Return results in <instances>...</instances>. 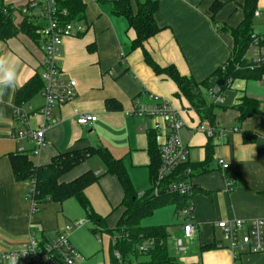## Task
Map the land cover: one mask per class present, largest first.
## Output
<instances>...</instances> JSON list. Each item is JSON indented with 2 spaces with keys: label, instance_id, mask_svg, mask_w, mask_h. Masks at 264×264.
Listing matches in <instances>:
<instances>
[{
  "label": "crops",
  "instance_id": "1",
  "mask_svg": "<svg viewBox=\"0 0 264 264\" xmlns=\"http://www.w3.org/2000/svg\"><path fill=\"white\" fill-rule=\"evenodd\" d=\"M29 1L1 0L2 4L15 9ZM215 1L222 7L212 16L210 6ZM113 2L80 0L83 10L74 21L83 24L86 31L62 41L59 64L62 77L76 84L75 97L66 105L52 107L51 120L45 124L46 145L35 155L31 153L32 139L16 142L12 137L25 129L14 115L16 93L40 70V39L33 41L19 34L0 41V251L20 250L30 234L37 238L51 236L85 218L84 211L74 200L34 207L26 198L29 183L16 182L13 178L9 155L23 149L33 165L43 166L59 153L100 146L122 162L134 191L141 193L150 186L151 140L144 131L146 121L135 118L130 112L135 102L149 105L152 98L157 97L167 101L185 123L180 138L187 151L184 169L190 170L186 181L191 187L188 202L193 208L195 225L192 238L182 240L183 249H178L175 243L174 251L168 254L178 264H232L231 253L214 223L241 219L248 225L252 219L264 220V77L262 80H229L221 91L220 103L215 102L202 83L230 59L233 39L229 30L243 20L239 8L242 0H157L153 20L158 32L143 43V50L157 67H173L181 77L197 85L192 100L179 92L166 74L155 73L146 64L141 49L132 47L134 33L128 29L125 19L115 14ZM256 13L253 35L264 36L260 27L264 25L260 22L261 17L264 18V0L257 1ZM14 17L22 19L18 15ZM244 58L248 63L264 65V44L254 48L251 43ZM8 69L15 72V83L11 87H5L2 82L3 73ZM38 94L43 105V97ZM246 98L258 103L256 107L249 106L255 108V112L239 109ZM29 101L21 106L29 113L28 124L33 130L44 124L38 112L42 105L33 109ZM108 101L113 108H107ZM205 110L210 113L211 123L204 116ZM74 111L94 115L96 121L79 126L75 123ZM199 123L237 131L230 132L222 141L208 139L195 130ZM153 141L155 144L154 137ZM93 158L75 167L63 180L68 182L87 170L103 173L97 184L113 211L111 216H101L92 210L112 229L121 215L122 190L115 177L105 175V167L100 162L101 172V165L94 163ZM218 159H224L229 169L221 171L216 164ZM226 179L234 181L231 190L227 189ZM86 192L87 189L84 191L87 199ZM166 207L173 208L176 219L175 206ZM89 225L69 235V244L78 254L74 263L110 264L109 254L100 253L94 247V242H98ZM170 233L175 239H182L181 224L172 227ZM105 236L111 244L110 236ZM237 264H264V251L245 252Z\"/></svg>",
  "mask_w": 264,
  "mask_h": 264
},
{
  "label": "trees",
  "instance_id": "2",
  "mask_svg": "<svg viewBox=\"0 0 264 264\" xmlns=\"http://www.w3.org/2000/svg\"><path fill=\"white\" fill-rule=\"evenodd\" d=\"M257 1L242 0L239 8L243 14V20L235 29L229 30L233 39L230 59L222 69H218L202 83L207 89L211 86H217L216 82L219 80L223 82V85L217 87L222 91L229 80L232 81L237 78L263 79L264 65H256L253 62L248 63L244 58L252 43V25L254 13L257 10ZM61 3L69 9L72 19L78 18V15L83 10L80 0H62ZM112 4L115 14L123 17L128 29L133 31L132 47L142 50L146 64L155 73L166 74L177 86L179 92L192 100L196 96L197 85L191 80L181 77L173 67L164 69L157 67L143 50V43L158 32L153 20V15L157 9V0H120ZM133 5L135 6V11H133ZM5 6L11 7L10 5L2 4L0 0V41L15 38L19 34L25 35L33 41L39 38L38 27L33 22H28L25 19L16 20L12 14L2 13V9ZM221 7L222 4L220 2H213L210 6L211 15H215ZM42 88L43 84L39 74L36 73L22 88L17 90L15 107L28 102ZM252 105L256 107L258 103L246 98L239 106V109L255 112V108H249ZM106 106L109 109L113 108L111 101H108ZM204 116L208 119L211 117L207 110L204 111ZM243 117L244 114H241L240 118ZM209 122L211 123V119H209ZM148 135H150L151 140L148 168L150 186L149 189L143 192L142 197H138V193L134 191L122 162L114 159L106 149L100 146H87L59 153L52 157L48 164L43 166L33 165L29 160L30 155L18 151L9 155L12 175L16 182L33 183V191L30 192L28 190L26 198L34 202L35 205H44L51 202L62 204L67 200H74L84 211L86 220L83 221H87L90 224V232L96 235L101 231L110 236V264H178L168 254L166 228L159 226L145 230L140 226V220L151 216L159 208L173 205L175 206V213H177L178 210L187 204L189 198V196H180L163 191L157 196L152 195V184H154L156 178L159 157L153 141L154 134L148 133ZM93 157L98 158L103 164L105 175L108 174L115 177L122 190V200L119 206L121 215L112 229L107 228L104 218L93 212L84 195V191L89 186L97 184L102 175L87 170L68 182L63 180V177L71 170L83 164L88 158ZM184 168V165L180 166L169 177L167 182L185 179ZM147 240L153 241L152 248L146 252L140 251L139 248ZM115 252L119 254L118 259L114 256Z\"/></svg>",
  "mask_w": 264,
  "mask_h": 264
},
{
  "label": "built area",
  "instance_id": "3",
  "mask_svg": "<svg viewBox=\"0 0 264 264\" xmlns=\"http://www.w3.org/2000/svg\"><path fill=\"white\" fill-rule=\"evenodd\" d=\"M61 1L31 0L19 9L6 6L2 9V13L18 15L28 22H33L38 27L39 51L42 55L38 74L43 84L40 91L43 97V105L38 112L44 124L32 130L28 124L29 113L25 112L22 106L14 107V115L22 121L25 129L15 133L12 137L16 142L32 139L34 141V148L31 152L33 155L46 145L45 124L51 120L52 107L66 105L72 102L75 97V82L64 79L59 67L62 56L61 47L64 39L84 34L86 27L71 18L69 9L62 5ZM254 15L257 16L258 14L255 12ZM251 39L254 48H257L259 44H264V36L252 34ZM208 93L214 97L216 103L221 102V91L217 86L209 87ZM130 114L146 121L144 131L154 134L159 165L154 184H152V195L157 196L163 191L180 196H189L191 187L186 181V177L190 174L189 169L183 171L185 179L167 182L169 177L187 161V151L180 138V131L185 123L178 112L167 101L153 97L152 104L149 105H141L135 102ZM74 116L75 123L82 127L91 125L96 121L94 115L87 113L74 111ZM195 130L204 134L208 139L220 141L224 140L230 132L237 131V129L232 128H217L208 123H199ZM20 152L24 153L23 149ZM216 164L221 171L229 169V164L224 159H218ZM226 186L228 190H231L234 187V181L226 179ZM33 187V183L30 182V192L33 191ZM142 195L141 192L137 196L142 197ZM32 203L35 207V203ZM176 219L182 227V239L177 240L176 247L183 249L182 240H190L195 232L193 208L189 202L178 210ZM85 223L87 221H74L66 225L61 232H56L47 237L37 238L30 234L22 249L0 251V264H10L11 257L16 258V264H75L74 261L78 258V254L71 248L68 238L73 230L81 228ZM214 227L221 232L226 242V248L231 253L232 264H237L238 258L245 252L259 254L264 251L263 219H252L248 225L241 219L217 221L214 223ZM152 246L153 241L147 240L139 250L146 252ZM114 256L119 258L117 252L114 253Z\"/></svg>",
  "mask_w": 264,
  "mask_h": 264
},
{
  "label": "rangeland",
  "instance_id": "4",
  "mask_svg": "<svg viewBox=\"0 0 264 264\" xmlns=\"http://www.w3.org/2000/svg\"><path fill=\"white\" fill-rule=\"evenodd\" d=\"M260 22H264V18L261 17ZM260 27L262 28L261 31L264 32V25H261ZM29 102H30L29 105L32 106L33 109L38 107L40 104L42 105V99L38 93L35 96H33ZM26 108H28V107H26ZM92 161H94V163H96V164L101 165L100 161L96 158H93ZM102 167L103 166L101 165V172H103ZM102 174L103 173H101L99 175H102ZM141 192L143 193L145 191H141ZM86 196H87V199L89 200L90 206L92 207L94 212L98 213L101 216H111L113 208H111L108 205L107 200L104 197V194H103L99 184L89 186L87 188ZM84 219H86V218H82V220H84ZM86 224H88V223H85L84 226H86ZM163 225H165L164 227L166 228V232L168 234V238L166 240L167 251L168 250H169L168 252H170L172 250L174 251L175 243L177 242V239H175L176 237L171 235L170 230L172 229V227H178V225H180V224L173 217V208H169L166 206L159 208V209H157L156 212H153L151 216L145 217L142 220H140V226H141V228H143L145 230L153 229V228L163 226ZM87 227H84L83 229H87ZM89 227H90V225H89ZM95 238L102 240V242L100 243L99 240L95 239L98 242V244L96 242H94V244H93L94 247L96 249H98V252H100V253L103 252L104 254H109L110 243H108V238L105 236V234H100L98 232L95 235ZM183 246H184V243H183Z\"/></svg>",
  "mask_w": 264,
  "mask_h": 264
},
{
  "label": "clouds",
  "instance_id": "5",
  "mask_svg": "<svg viewBox=\"0 0 264 264\" xmlns=\"http://www.w3.org/2000/svg\"><path fill=\"white\" fill-rule=\"evenodd\" d=\"M2 63V61H0ZM2 82L5 85V87H11L15 83V72L12 69H8L4 71L2 76ZM10 264H16V258L11 257L10 258Z\"/></svg>",
  "mask_w": 264,
  "mask_h": 264
},
{
  "label": "water",
  "instance_id": "6",
  "mask_svg": "<svg viewBox=\"0 0 264 264\" xmlns=\"http://www.w3.org/2000/svg\"><path fill=\"white\" fill-rule=\"evenodd\" d=\"M112 1H114V0H112ZM216 85L217 86H222L223 85V82L221 80H219V81L216 82Z\"/></svg>",
  "mask_w": 264,
  "mask_h": 264
}]
</instances>
